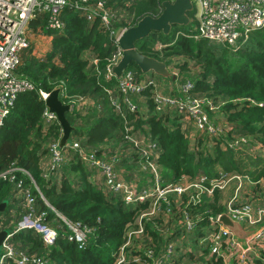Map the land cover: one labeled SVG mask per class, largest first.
Returning a JSON list of instances; mask_svg holds the SVG:
<instances>
[{"label": "trees", "instance_id": "16d2710c", "mask_svg": "<svg viewBox=\"0 0 264 264\" xmlns=\"http://www.w3.org/2000/svg\"><path fill=\"white\" fill-rule=\"evenodd\" d=\"M68 1L70 4H81V0ZM163 1L167 0H87L86 5L100 3L114 14L113 25L126 29L144 16H157ZM187 17L191 24V14H187ZM45 20V15L38 16L29 21L28 28L32 33L49 37L50 50L41 60L29 49L23 50L19 55V65L13 73L15 78L26 81L34 90L18 95L0 127V175L13 170L10 174L13 181L20 182L22 188L27 190L34 203L33 209L36 213L45 214L44 222L57 231L58 238L52 246L45 247L31 231H19L10 238V244L16 252L34 256L44 264H112L124 242L123 234L125 245L128 230L135 228L133 216L140 212V209L136 211L125 207L116 195L104 196L88 182L75 154L71 157L70 167L78 173L77 189H72L65 178L58 187L47 182L38 161L45 152L43 145L58 138L60 127L56 122L43 125L40 117L44 105L39 92L49 94L54 89L60 91L62 88L64 95L59 96V100L65 104L78 97L93 101V108L84 114L64 115L73 128L70 139H81L79 143L82 146L92 148L107 140L105 145L126 149L128 144L123 139L124 134H128L132 140L148 134L160 150L158 164L164 182H168V177L175 182L181 176L188 179L204 176L213 178L219 172L245 175L252 173L253 169H260L261 172L250 174L252 179L264 178V27L252 31L236 50L195 40L192 38V29L186 26H172L165 36L160 32H150L146 38L134 42V49L146 57L165 64L171 58L185 56L188 62H194L198 67V73L192 80H188L192 84L188 97L205 99L215 108L214 113H210L208 107H203L207 114L216 119V123H212L219 124L221 132L218 130L214 136L196 132L202 138H192L187 136L186 129L181 131L176 120L170 118L176 117L181 124L175 112L158 114L153 111L149 89L144 92L142 101L137 102L144 108V113L140 112L141 106L137 104L134 113L124 108L114 112L111 98L106 92L116 88V80L105 82L83 56L84 52H89L91 58L96 59L98 70L102 72L113 53L112 40L99 28L96 20L87 22L80 12L68 5L60 13V21L63 23L60 31L46 29ZM154 44L160 45V48L155 49ZM186 66L184 63L177 69L184 70ZM128 69L134 72V76L141 75L133 65ZM115 93L112 91L111 95ZM117 97L114 95V98ZM125 127H130L131 131L127 133ZM245 135L249 137L244 138ZM233 141L238 142L240 150L234 149ZM203 142H211V152L201 147ZM235 152L239 154V159L234 158ZM246 156L250 164H247ZM214 166L220 168L214 170ZM116 167L126 170L124 176L127 178L128 171L135 169L136 163L135 160L131 164L121 161ZM11 195L12 182L4 175L0 177V202H5L6 208L0 214V227L6 231H10L21 214L26 212L22 197L18 207L13 210L14 217L9 215L7 198ZM219 197L217 191H214L211 198H204L198 206L190 205V209H185L191 216H196L191 229L184 230L185 233L195 234V239L189 240L193 248L199 245V239L203 240L211 232L207 222V217L211 215L206 214L222 213ZM55 214L84 229V240L80 247L66 242L64 236L67 230ZM156 218L146 219L144 225L147 229L150 230V226L155 224L158 220ZM176 223L180 224L178 216ZM202 229L205 231L200 234ZM145 233V237H140L142 242L149 240ZM152 233L150 235L153 237ZM162 239L157 236V240H153L157 243L156 249L141 245L140 241V251L150 248L153 257L160 255L169 242H162ZM134 240L132 238L129 246L139 243ZM204 251L207 249L204 248ZM124 252L127 255V251ZM201 257L203 262L210 264H221L223 260L209 252ZM263 261L264 249L249 264H263Z\"/></svg>", "mask_w": 264, "mask_h": 264}, {"label": "built area", "instance_id": "2783aa9c", "mask_svg": "<svg viewBox=\"0 0 264 264\" xmlns=\"http://www.w3.org/2000/svg\"><path fill=\"white\" fill-rule=\"evenodd\" d=\"M167 1L171 3L173 0ZM86 3L87 0H81V4H70L68 0H0V127L13 108L18 95L34 90L26 81L15 78L13 73L19 65L21 52L30 48L29 21L38 16L45 15L46 29L59 31L63 28L60 13L66 5L80 12L87 22L96 20L99 28L107 33L112 40L114 50L106 61L102 72L98 70L95 58H90L89 63L105 82L114 79L111 69L121 57L117 39L124 28H116L113 25L114 14L104 9L100 3L87 5ZM190 3L191 5L195 3L197 6L194 19L196 34L192 36L195 40L220 44L235 50L252 31L264 27V0H216L215 2L212 0H190ZM175 77L173 76V78ZM173 88L174 90L170 88L167 92H163L151 77L147 75L134 76V72L126 69L116 80L115 95L118 97L114 98V95H111L109 91L106 93L111 98L110 104L114 112H120V108H124L129 113H134L137 111V106H141V104L132 102L131 98L139 100L149 89L153 111L158 114L175 112L181 119V131L186 129L187 123H190L194 131L201 134L214 136L218 130L221 132L219 124L214 125L204 114L203 107H208L209 111L215 108L205 99H190L188 97V92L192 88V84L188 80L176 84ZM47 95L48 93L39 92L43 103ZM63 95L64 90L61 88L58 91V97H63ZM66 105H68L69 113L80 114H84L88 107L93 108L94 106L92 100L84 97L70 100ZM40 118L43 125L55 122V117L48 113L46 107H44ZM125 131L128 133L131 128L125 127ZM131 138L128 134L123 136L128 144V149L120 150L113 146L114 150H110L112 148L110 145L88 149L76 140L59 148L58 136L56 140L49 141L45 147L49 163L47 166L41 167L42 176L49 182L50 176L55 175L57 168L68 165L71 160L70 155L75 154L80 165L87 170H95L100 176L101 187L97 189L104 196L116 195L125 207L136 211L140 209L134 219L136 221L135 228H137V222H143L138 226L140 232L136 236L139 238L146 235L144 225L146 219L153 217L159 219V215L166 218L173 210L175 211L174 215L179 217L183 229L189 231L196 216H191L185 209L190 205L198 206L204 198H211L214 191H217L218 195L224 196L225 191L232 184L234 188L230 197L224 200L222 213L206 214L211 215L207 217L211 232L206 234L203 241L210 246L209 254L222 257L224 260L222 251H225L226 258L235 257L236 264H249V261H246L249 252L255 251L254 253L259 255V251L264 249V202L259 206L255 205L259 198L244 191L246 185L253 184L255 186L256 182H249L246 176L235 172L229 174L219 172L213 178L204 176L188 179L181 176L176 182H164L158 164L160 150L155 141L148 134L137 138V140ZM232 144L234 149L238 148L237 141H233ZM134 160L136 168L128 171L127 178H125L124 171L126 170L116 168V165L121 161L131 164L134 163ZM12 172L13 170L10 169L0 177L3 178L5 175L8 181L13 184L14 195L18 194L21 195L19 197L24 198L26 212L10 231L5 230L7 236L0 245V264H44L42 260L34 256L16 252L10 244V238L19 231H31L39 237L45 247L52 246L58 238L57 231L44 222L45 214L36 213L33 209L34 203L27 190L22 188L20 182L13 181V177L10 175ZM260 187L264 189V183H261ZM244 194L247 197L243 198ZM142 207L145 208L142 209ZM222 214L233 223L253 229L243 239L242 245L220 225L219 218ZM56 217L67 230V234L64 236L66 242L80 247L84 240V229L79 224L67 222L58 215ZM133 230L129 235H134ZM167 245L168 249L165 250ZM169 245L170 243L167 242L160 255L154 257L152 249L148 248L142 252L140 251L142 248L138 246L137 254L130 253L126 262L127 264H165V259L170 253ZM140 253L142 255H139ZM116 255L112 264H124L126 253L122 248Z\"/></svg>", "mask_w": 264, "mask_h": 264}, {"label": "rangeland", "instance_id": "374dc122", "mask_svg": "<svg viewBox=\"0 0 264 264\" xmlns=\"http://www.w3.org/2000/svg\"><path fill=\"white\" fill-rule=\"evenodd\" d=\"M197 13V6L195 3H193L192 5V10L188 13L189 15L191 14L192 18H191V24L188 23L186 25L187 29L191 28L192 29V33L195 35L196 34V24H195V14ZM29 36L31 37V39L29 38V41H30V48H29V51H32L33 55L37 58H40L41 59H44V56L46 53H44L46 47H47V44L49 42V49L46 51L48 52L50 50V38L48 37V39L46 38V36H41L40 34H36V33H30ZM45 38V39H44ZM209 44V43H208ZM210 44H213V43H210ZM209 44V45H210ZM154 48L155 49H159L160 48V45L158 44H154ZM44 51V52H43ZM91 54L89 52H84V58L86 60H90ZM184 63L187 64V66L185 67L184 70L182 69H177V67H180L182 66ZM166 68L167 70L171 73V75H173L175 77V79L177 80V82L175 81V83H173L174 81L172 80V83H173V86L172 88L177 84H181L183 83L184 81L186 80H192V78L198 73V67L195 66V63L194 62H188V59L185 57V56H178L177 58H171L169 61H167L166 63ZM141 75H147V76H152L154 80V83L161 89V85H164L167 87V84L170 83L171 79H164L160 76H157V75H153V74H150V73H146V74H141ZM115 92V91H114ZM145 100V98H144ZM70 101V100H69ZM135 101V100H134ZM142 101V97L139 98L138 102H141ZM134 103H137V102H134ZM89 109H92L90 107H88V109L85 110V112H87ZM140 112L141 113H144V108L141 106L140 108ZM210 113H214V110H211L209 111ZM204 114L207 116V118L209 119V121L212 123H216V119L207 114V112L204 111ZM169 115V114H168ZM70 135V134H69ZM245 137H249L248 135H245ZM199 138V137H198ZM73 139H70V137H68L67 139V144L70 143ZM107 143V140H103L100 144H97L96 146L92 147L93 149L95 147H101L102 148L104 147V145ZM195 143V141H194ZM46 145H47V142L43 145L44 146V149H45V152L44 154L39 158L40 160V167L42 166H47L48 163H49V157H48V153L46 151ZM213 146L210 142V144L207 142H203V144L201 145V147H205V150L208 152H211V148L210 147ZM121 147V146H120ZM90 148V146H88V149ZM115 147H112L110 150H114ZM121 149V148H120ZM126 149H128V147H126ZM247 148H243V150H246ZM99 150V149H98ZM121 150H125V149H121ZM237 150H240L239 147L237 148ZM201 151V150H199ZM263 152H261L262 154ZM73 154L70 155V158ZM264 155V153H263ZM234 158H237L239 159V154L237 152H235V154H233ZM73 157V156H72ZM69 158V159H70ZM247 161V164H250L249 163V159H247V156L244 157ZM45 161V162H44ZM254 161V160H253ZM68 164L70 165L71 164V161L68 162ZM238 165V164H237ZM220 167L219 166H214V170L216 169H219ZM250 168V167H248ZM253 169V167L250 168V170ZM259 172H261L260 169H258L256 171V169H253L252 170V175H257ZM238 174V173H237ZM249 174V176H250ZM248 177V181H250V178ZM168 181H170V178H168ZM177 181V180H176ZM170 182H175V181H170ZM259 191V190H257ZM219 196L221 198H225L226 196H221V194H219ZM263 195L261 194L260 197H262ZM247 197L245 194L243 195V198ZM259 196H257L256 194V198H258ZM16 205V204H14ZM174 210L172 211V213L168 216H166V218H163V217H160L154 225H151L150 226V230L147 229V227L145 226V232H147L148 234V237H149V240L148 242H142L140 240L139 237H137L136 235L140 232L139 229H138V226H140L142 223L141 222H137V225L134 230H133V233L135 235V240L134 242L138 241L139 243L138 244H135V245H124V242H125V235L123 234V237H124V242L123 244L121 245V247L118 249V254L120 253V249L122 248L123 251H127V255L125 256V263L124 264H127L126 262V258L129 256L130 253L132 254H137V249L138 246L140 245V241L142 242L141 245H149L151 248H155L157 246V243L154 242L153 240H157V236L159 238H163L162 239V242H166V241H169L168 243H170L169 245V250H170V253L168 255V258L166 259V263L165 264H177V259L178 260H182L179 264H210L209 262H203L202 260V255L205 254V253H202L204 251V248L207 247V244L205 242H203V240L199 239L198 240V244L199 245H196L195 248L192 247L191 243L189 242L190 239H195V234L193 233H185L183 227L180 225V224H177L176 223V219H177V215H174ZM136 216L134 215L133 216V219H135ZM130 230H132V228H130L128 230V232H130ZM196 230H199L198 228ZM152 231H154V233H152ZM184 231V232H183ZM205 231V229H202L199 231V233H203ZM150 232L153 234V237L150 235ZM161 235V236H159ZM129 246V247H128ZM156 249V248H155ZM168 249V245L165 247V250ZM198 249V250H197ZM197 250V251H196ZM205 252V251H204ZM255 251H253V255L250 256V255H247L248 256V259H246V261L248 260L249 262L252 261V259L256 256V253H254ZM235 258V257H234ZM234 258H231L234 262ZM236 264V262H235Z\"/></svg>", "mask_w": 264, "mask_h": 264}, {"label": "water", "instance_id": "95a60500", "mask_svg": "<svg viewBox=\"0 0 264 264\" xmlns=\"http://www.w3.org/2000/svg\"><path fill=\"white\" fill-rule=\"evenodd\" d=\"M216 1V0H212ZM161 8L159 14L155 17L144 16L139 19L132 27L126 28L122 31L117 39V45L121 51V57L118 63L112 67L111 72L115 79H119L122 73L131 65H133L140 74L151 73L160 76L164 79H173L169 74L166 65L156 59L146 57L139 54L134 49V42L146 38L150 32H160L162 35H168L172 26L185 27L188 23L187 14L192 10L190 0H173L171 3L163 1L160 3ZM44 105L48 113L55 117V121L60 127V138L58 140V147L62 148L66 145L69 134L73 128L65 119V114L68 113V105L62 104L58 99V90H52L46 97ZM6 207L5 202H0V213ZM220 225L229 231L235 240L241 241L238 236V224L231 222L223 214L219 218ZM250 233L242 234L241 244L243 239ZM7 232L0 231V245L5 240ZM239 237V236H238Z\"/></svg>", "mask_w": 264, "mask_h": 264}, {"label": "crops", "instance_id": "0c3cea01", "mask_svg": "<svg viewBox=\"0 0 264 264\" xmlns=\"http://www.w3.org/2000/svg\"><path fill=\"white\" fill-rule=\"evenodd\" d=\"M30 30V29H29ZM30 33H32L31 31L29 32V34ZM29 38L31 39V37L29 36ZM47 39H48V37H46ZM45 39V38H44ZM49 40V39H48ZM49 47V42H48V44H47V47H46V49L43 51L44 53H46V51L49 49L48 48ZM149 77H151L152 78V80L154 81L155 79H153V77L152 76H150L149 75ZM156 81V80H155ZM171 82L170 83H168L167 84V87L166 86H164V85H161V90L163 91V92H167L168 91V89H172V90H174V88H172V86H173V83H175V81L177 82V80L175 79V80H173L174 82L172 83V79L170 80ZM170 118H172V119H175L176 120V122L180 125V123H179V120H177L176 119V117H174V116H172V117H170ZM169 124H170V122L167 124L168 126H169ZM180 127H181V125H180ZM185 132H186V134H187V136H192V138H196V137H200V138H202L201 136H199L198 134H196V132L194 131V128L191 126V124L190 123H187L186 124V130H185ZM189 138V137H188ZM79 141H81V139L79 140ZM98 148V147H97ZM41 159H42V157H41ZM39 163H40V160L38 161ZM45 162V161H44ZM82 167V170H83V173H85V175H86V179H87V181L88 182H90L91 184H93V186L95 187V188H99V187H101V179H100V176L95 172V170H87L84 166H81ZM84 167V168H83ZM116 168H118V167H116ZM123 168H125V167H123ZM219 171V170H218ZM245 175H247V176H249V174L247 173V174H245ZM77 176H78V173L77 172H74V171H72L71 170V167L69 166V164L68 165H64V166H61L60 168H57V171H56V173H55V175L54 176H50V179H49V183H50V185H55L56 187H58L59 186V184H60V182H61V180L63 179V178H65V179H67L68 180V185L72 188V189H77V187H78V185H79V180H78V178H77ZM169 178V177H168ZM168 178L166 179L167 181H168ZM249 178L253 181V182H256V185L255 186H253V184L252 185H246L245 187H244V191L247 193V192H251V193H253L255 196H256V194H257V196H259V198L261 199H259V201H257L256 203H255V205H257V206H259V205H261L262 203H263V198H264V189H262L261 187H260V184L261 183H264V178H262V177H260V178H258V179H252V177L251 176H249ZM168 182H170V181H168ZM234 188V186L232 185V184H230V186H229V188L227 189V191H225V194H224V196H226L225 198L223 197V198H221V197H219V204H220V206H221V208L223 209V204H224V200H226L227 198H229L230 197V195H231V192H232V189ZM257 190H259V191H257ZM263 195L262 197H260V195ZM19 196H21V195H18V194H15L14 195V189H13V184H12V195L10 196V197H8L7 198V202H8V205H9V212H10V216L11 217H14V212H13V210H15L17 207H18V204L20 203V199H21V197H19ZM14 204H16V205H14ZM6 208V207H5ZM5 208H4V210L2 211V213L5 211ZM2 213H0V214H2ZM22 215H24V214H21V216ZM1 217H3V215L1 216ZM239 225V224H238ZM254 229H256V228H254ZM253 231V229L252 228H248V227H244V226H238V236H237V238L240 240L241 239V241H242V238H243V236L244 235H242V234H245V233H251ZM240 241V242H241ZM242 245V244H241ZM206 249H207V251H205V254H207V252L209 251V249H210V246L209 245H207V247H206ZM198 250V249H197ZM196 250V251H197ZM203 253V252H202ZM222 255H223V257L225 258L224 260H222V262H221V264H235V262L231 259V258H226V253H225V251H222ZM248 255H250V256H252L253 255V252H249L248 253ZM182 260L180 259V260H178L177 259V264H179L180 262H181ZM168 264V263H167Z\"/></svg>", "mask_w": 264, "mask_h": 264}, {"label": "clouds", "instance_id": "9594fccd", "mask_svg": "<svg viewBox=\"0 0 264 264\" xmlns=\"http://www.w3.org/2000/svg\"><path fill=\"white\" fill-rule=\"evenodd\" d=\"M170 3V2H169ZM125 30V29H124ZM45 37V36H44ZM247 39V38H246ZM245 39V40H246ZM242 44V43H241ZM239 47V46H238ZM236 50V49H235ZM88 62H89V60H88ZM118 63V62H117ZM167 67V66H166ZM127 70H129L128 68H127ZM132 71V70H131ZM133 72V71H132ZM169 72V71H168ZM151 74V73H150ZM169 74H170V72H169ZM171 75V74H170ZM140 76H144V75H140ZM172 76V75H171ZM173 77V76H172ZM115 79V78H114ZM115 80H118V79H115ZM172 80H175V78H173ZM177 84H179V83H177ZM112 91H115V88H113V89H111V92ZM115 95V94H114ZM84 98H86V97H84ZM58 99H59V97H58ZM41 100V99H40ZM91 100V99H90ZM131 100H132V102H138V99H133V98H131ZM135 100V101H134ZM61 101V100H60ZM63 104V103H62ZM43 105H44V103H43ZM44 107H45V105H44ZM69 113V112H68ZM56 122V121H55ZM54 122V123H55ZM181 128V127H180ZM61 134V133H60ZM60 134H59V138H60ZM67 143V142H66ZM236 173V172H235ZM242 176H246L247 177V175H242ZM248 178V177H247ZM249 182H253L251 179H250V181ZM248 193H251V192H248ZM253 194V193H252ZM254 195V194H253ZM255 196V195H254ZM256 197V196H255Z\"/></svg>", "mask_w": 264, "mask_h": 264}, {"label": "bare ground", "instance_id": "6f19581e", "mask_svg": "<svg viewBox=\"0 0 264 264\" xmlns=\"http://www.w3.org/2000/svg\"><path fill=\"white\" fill-rule=\"evenodd\" d=\"M130 232H131V230H130ZM130 232H128V234H127V242L125 245H130L132 238H135L134 235H129Z\"/></svg>", "mask_w": 264, "mask_h": 264}]
</instances>
